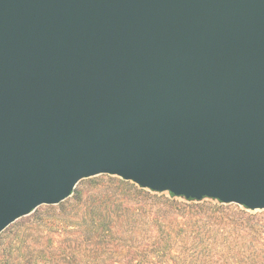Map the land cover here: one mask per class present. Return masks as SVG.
Segmentation results:
<instances>
[{
	"label": "water",
	"instance_id": "obj_1",
	"mask_svg": "<svg viewBox=\"0 0 264 264\" xmlns=\"http://www.w3.org/2000/svg\"><path fill=\"white\" fill-rule=\"evenodd\" d=\"M97 174L264 208V0H0V232Z\"/></svg>",
	"mask_w": 264,
	"mask_h": 264
},
{
	"label": "rangeland",
	"instance_id": "obj_2",
	"mask_svg": "<svg viewBox=\"0 0 264 264\" xmlns=\"http://www.w3.org/2000/svg\"><path fill=\"white\" fill-rule=\"evenodd\" d=\"M119 179L109 174L83 178L66 199L41 204L15 219L0 232V248L10 242L19 245L9 264H24V253L47 250L50 243L79 232L76 221L113 222L122 238L111 250L120 261L123 243L148 249L155 241L166 245L163 248L171 246L168 264H180L172 259L177 256L189 264H264V208L248 209L208 197L187 200L142 187L141 196H134L115 186ZM123 204L127 212L119 218Z\"/></svg>",
	"mask_w": 264,
	"mask_h": 264
},
{
	"label": "trees",
	"instance_id": "obj_3",
	"mask_svg": "<svg viewBox=\"0 0 264 264\" xmlns=\"http://www.w3.org/2000/svg\"><path fill=\"white\" fill-rule=\"evenodd\" d=\"M115 186L126 190L128 194L134 196H141L143 190L141 187H137L133 183L123 179L117 180ZM74 199H76V197L72 195V200ZM112 205V202H110L109 207H112ZM126 208L127 204L118 207L119 218L125 213L124 211H126ZM93 219L94 218H92V220ZM76 224H78L76 228L79 232L73 231V235L70 237L56 240L52 244L50 243V247L47 250H34L30 255L29 252H26L21 256V261L24 264H156V262L168 264L171 259V257H168L166 254L168 250L171 249V246L163 248V246L166 245L153 241L150 248L141 249V247L133 246L132 243L129 244V242H126L123 243V250H120L122 255V261H120L115 258L114 253H116V251L112 252L111 250L112 246L119 245L122 238L120 233L114 229L113 222L76 221ZM207 245L208 244H206V246ZM18 246L19 245L10 242L0 248V264H9L10 259L15 256L13 253ZM156 255L157 258H159L158 260L154 258ZM172 259L175 262L179 260L180 264H189L185 263V259H181L179 256ZM200 263L201 262L195 264Z\"/></svg>",
	"mask_w": 264,
	"mask_h": 264
}]
</instances>
